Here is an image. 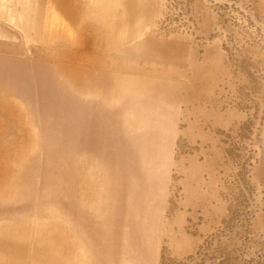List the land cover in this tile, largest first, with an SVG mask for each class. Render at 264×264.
<instances>
[{"label":"rangeland","instance_id":"374dc122","mask_svg":"<svg viewBox=\"0 0 264 264\" xmlns=\"http://www.w3.org/2000/svg\"><path fill=\"white\" fill-rule=\"evenodd\" d=\"M126 5L0 0V264H264V0Z\"/></svg>","mask_w":264,"mask_h":264},{"label":"trees","instance_id":"16d2710c","mask_svg":"<svg viewBox=\"0 0 264 264\" xmlns=\"http://www.w3.org/2000/svg\"><path fill=\"white\" fill-rule=\"evenodd\" d=\"M181 15V14H180ZM212 240H208L206 245L202 248V251L191 255L188 261H181L182 264H235L231 263L228 259L227 254L223 250V248L218 247L216 253L212 255V257L207 256V252L209 253L210 247L213 245ZM203 251L205 254H203Z\"/></svg>","mask_w":264,"mask_h":264},{"label":"crops","instance_id":"0c3cea01","mask_svg":"<svg viewBox=\"0 0 264 264\" xmlns=\"http://www.w3.org/2000/svg\"><path fill=\"white\" fill-rule=\"evenodd\" d=\"M205 116H206L207 121L211 122L214 127H227L231 124L241 121L244 118V112L243 111L241 112L239 109L232 108L231 110L224 111V112L216 111L215 114L210 115L209 111L206 110ZM197 120L198 118L196 115L194 118V121H197ZM203 130L207 134H211V132L208 129L204 128Z\"/></svg>","mask_w":264,"mask_h":264},{"label":"bare ground","instance_id":"6f19581e","mask_svg":"<svg viewBox=\"0 0 264 264\" xmlns=\"http://www.w3.org/2000/svg\"><path fill=\"white\" fill-rule=\"evenodd\" d=\"M139 1V0H138ZM124 3L125 4H128V5H126V8H129V3H130V0H124ZM113 14V13H112Z\"/></svg>","mask_w":264,"mask_h":264}]
</instances>
